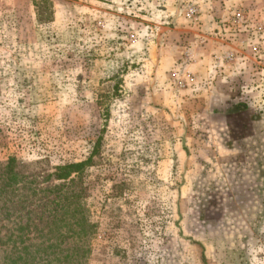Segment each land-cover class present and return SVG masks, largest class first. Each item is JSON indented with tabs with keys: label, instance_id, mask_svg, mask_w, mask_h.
I'll use <instances>...</instances> for the list:
<instances>
[{
	"label": "rangeland",
	"instance_id": "1",
	"mask_svg": "<svg viewBox=\"0 0 264 264\" xmlns=\"http://www.w3.org/2000/svg\"><path fill=\"white\" fill-rule=\"evenodd\" d=\"M51 1L0 0L3 241L91 156L83 264H264V0Z\"/></svg>",
	"mask_w": 264,
	"mask_h": 264
},
{
	"label": "trees",
	"instance_id": "2",
	"mask_svg": "<svg viewBox=\"0 0 264 264\" xmlns=\"http://www.w3.org/2000/svg\"><path fill=\"white\" fill-rule=\"evenodd\" d=\"M35 6L39 21L51 20L53 1L35 0ZM91 161L90 156L87 160L55 168V177L63 182L49 190L55 191L56 195L43 204L41 213L47 217L33 218L31 215L37 213L28 209L30 215L26 221L19 215L18 219L11 222L7 240L4 242L0 237V244L8 242V253L1 257V264H83L89 252L86 241L95 233L97 226L89 220V213L81 200L82 176ZM6 173L8 186L24 179L23 174L15 168V158L9 159ZM15 191L8 190V197ZM5 193V188H0V197L3 198ZM27 200L28 197L23 199L19 195L18 204L21 208ZM36 219L41 220L37 222Z\"/></svg>",
	"mask_w": 264,
	"mask_h": 264
}]
</instances>
